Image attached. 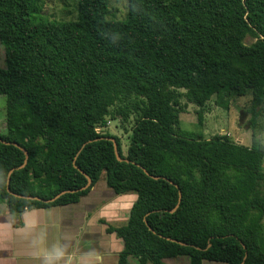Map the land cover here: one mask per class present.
Returning <instances> with one entry per match:
<instances>
[{
    "label": "trees",
    "instance_id": "obj_1",
    "mask_svg": "<svg viewBox=\"0 0 264 264\" xmlns=\"http://www.w3.org/2000/svg\"><path fill=\"white\" fill-rule=\"evenodd\" d=\"M48 1L0 0V140L28 153L9 190L39 199L7 193L25 156L0 142V201L11 219L75 205L104 175L115 195L136 196L126 224L108 229L123 243L118 264H264V145L254 132L249 147L226 135L206 140L180 122L182 100L201 125L213 97L226 107L224 98L250 96L255 126L264 0H128L122 21L109 19V0H77L74 22L43 20ZM115 120L132 124L126 156L118 138L97 133ZM81 172L92 182L85 191ZM163 179L181 193L173 214L178 190Z\"/></svg>",
    "mask_w": 264,
    "mask_h": 264
},
{
    "label": "crops",
    "instance_id": "obj_2",
    "mask_svg": "<svg viewBox=\"0 0 264 264\" xmlns=\"http://www.w3.org/2000/svg\"><path fill=\"white\" fill-rule=\"evenodd\" d=\"M135 201L115 195L103 178L75 205L26 211L17 220L0 201V264H118L123 243L108 229L126 224Z\"/></svg>",
    "mask_w": 264,
    "mask_h": 264
},
{
    "label": "rangeland",
    "instance_id": "obj_3",
    "mask_svg": "<svg viewBox=\"0 0 264 264\" xmlns=\"http://www.w3.org/2000/svg\"><path fill=\"white\" fill-rule=\"evenodd\" d=\"M77 0H50L43 5L41 17L45 21L55 22H74L77 19ZM110 18L114 21H122L126 18L128 12V0H109ZM254 40L247 38L244 43L250 45ZM5 68L4 49L0 45V69ZM216 97L205 106L202 111V122L198 124V108L188 104L185 100L181 101L184 110L180 115L181 128L187 132H193L202 138L209 140L214 136L226 135L232 142L249 147L251 144V135L254 132L256 137L264 145V110L260 117L255 120V126L252 125L250 114L251 97L243 98L233 97L224 98L223 106L216 103ZM6 99L0 96V135H6L5 119ZM132 124L122 126L119 120L109 121L105 129H97V133H107L116 137L120 141L121 152L126 156L129 144V137ZM104 179V175L102 177ZM261 191L264 193V184L261 185ZM133 263L134 260L129 259ZM167 264H188L186 257L168 259Z\"/></svg>",
    "mask_w": 264,
    "mask_h": 264
},
{
    "label": "water",
    "instance_id": "obj_4",
    "mask_svg": "<svg viewBox=\"0 0 264 264\" xmlns=\"http://www.w3.org/2000/svg\"><path fill=\"white\" fill-rule=\"evenodd\" d=\"M106 140L109 141V142H111V143L113 144L114 155H115L116 160H117L118 162H120V163H123V162H124V163H127V164H128L129 162H128L127 160L122 159V158L120 157L119 152H118V149H117L116 141H115L114 139H106ZM0 142H1L2 144H4V145H12L13 147H15V148L19 149L21 152H23V154H24V156H25L24 163H23L20 167L11 170V171L8 173V176H7V187H6L7 193H8L9 195H12L13 197H15V198H17V199L27 200V201H39V199L36 198V197L18 196V195H14V194H12V193L10 192V190H9L10 176L12 175L13 172L18 171V170H21V169H23V168L25 167V165H26V163H27V160H28V153H27L24 149H22L21 147H19V145L15 144V143H7V142H5V141H3V140H0ZM142 171L144 172V174L147 175V172H146L145 170L142 169ZM81 174L85 177L87 183H86L85 187H83L80 191H85V190H87V189L91 186L92 182H91L90 178L87 177L83 172H81ZM151 178H152L153 180H159V179H160V178H156V177H151ZM163 180H165V179H163ZM165 181H167V180H165ZM167 182H168L171 186H174V187L178 190V187H177L176 185H174L172 182H169V181H167ZM76 192H78V191H74V192H61L60 194H58L57 196H55L53 199H51V200H49V201H47V202H48V203H53L54 201H56L57 199H59L61 196L65 195V194H67V193H71V194H72V193H76ZM180 201H181V193H180V191L178 190V203H177L176 207H175L173 210H171V211L169 212L170 214H173V213L177 210V208L179 207V203H180ZM167 240L170 241V242L176 243V244H180V243H178V242H176V241H173V240H170V239H167ZM180 245H182V244H180ZM182 246H186V245H182ZM242 264H243V263H242Z\"/></svg>",
    "mask_w": 264,
    "mask_h": 264
}]
</instances>
